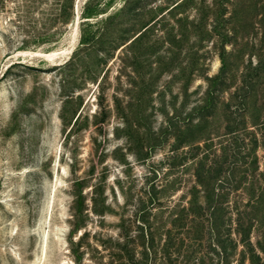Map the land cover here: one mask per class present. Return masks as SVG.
Returning a JSON list of instances; mask_svg holds the SVG:
<instances>
[{
	"label": "rangeland",
	"instance_id": "obj_1",
	"mask_svg": "<svg viewBox=\"0 0 264 264\" xmlns=\"http://www.w3.org/2000/svg\"><path fill=\"white\" fill-rule=\"evenodd\" d=\"M200 161L264 264V0H0V264H172Z\"/></svg>",
	"mask_w": 264,
	"mask_h": 264
},
{
	"label": "trees",
	"instance_id": "obj_2",
	"mask_svg": "<svg viewBox=\"0 0 264 264\" xmlns=\"http://www.w3.org/2000/svg\"><path fill=\"white\" fill-rule=\"evenodd\" d=\"M258 124V123H256ZM236 129H228L234 134ZM195 184L192 186L193 197L189 201V206L181 213H177L173 220V228L176 238L180 241L175 246V256L171 259L172 264H232L231 257L236 253L238 243L243 249L240 251L241 257L237 264H242L246 259L251 264L256 263V255L251 241V232L255 220V199L253 191H247L248 200L242 206H236L234 218V230L238 234V239L231 237L232 217L227 216L228 210L225 206L227 192L220 191L218 175H214L212 168L204 166L200 161L195 168ZM219 188V189H218ZM200 193L205 197L200 201ZM186 222H189L187 227ZM187 234L191 239L208 241V248L204 251L202 245H183V235ZM152 234L149 232V241ZM152 240V239H151ZM173 245V244H172ZM148 246V251L151 250ZM163 256L167 250H161Z\"/></svg>",
	"mask_w": 264,
	"mask_h": 264
},
{
	"label": "bare ground",
	"instance_id": "obj_3",
	"mask_svg": "<svg viewBox=\"0 0 264 264\" xmlns=\"http://www.w3.org/2000/svg\"><path fill=\"white\" fill-rule=\"evenodd\" d=\"M78 29L76 28V26L74 27V35L76 36ZM76 38V37H75ZM76 40V39H75ZM75 44L72 43L71 45H69L66 48H57L55 50H53L50 53L47 54H41V52H36V54L34 53H30V55H34V56H39V57H44L46 58L48 61H50L51 63L54 62H58L63 60L68 54L70 49L74 46ZM26 54V53H25ZM34 264H40L38 262H34Z\"/></svg>",
	"mask_w": 264,
	"mask_h": 264
}]
</instances>
